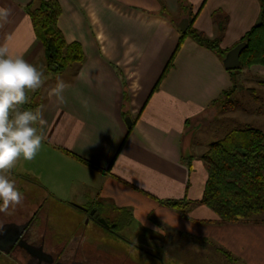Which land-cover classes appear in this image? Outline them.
Here are the masks:
<instances>
[{
    "label": "crops",
    "instance_id": "crops-1",
    "mask_svg": "<svg viewBox=\"0 0 264 264\" xmlns=\"http://www.w3.org/2000/svg\"><path fill=\"white\" fill-rule=\"evenodd\" d=\"M37 1L0 0V7L11 9L0 26V45L44 73L41 88L28 92L37 99L35 109H43L36 125L43 142L36 157L74 171L73 182L92 203L99 201L118 216L126 211L154 230L159 248L176 235L193 236L215 246L221 262L264 264V214L221 223L207 206L190 204L201 198L207 177L200 132L219 120L207 114L224 91L237 90L238 76L264 87V64L229 71L222 63L257 23L260 0H57V26L83 52L80 61L57 73L46 69L43 44L26 10ZM183 17L207 38L219 37L223 53L189 35L181 37L177 23ZM216 17L224 20L222 32ZM58 81L65 84L62 100L52 91ZM256 112L263 117L264 133V112ZM28 171L33 173L31 165ZM61 176L58 182L39 177L38 183L44 192L59 194L66 184ZM175 200L180 208L166 204Z\"/></svg>",
    "mask_w": 264,
    "mask_h": 264
},
{
    "label": "trees",
    "instance_id": "trees-1",
    "mask_svg": "<svg viewBox=\"0 0 264 264\" xmlns=\"http://www.w3.org/2000/svg\"><path fill=\"white\" fill-rule=\"evenodd\" d=\"M183 2L185 0H182ZM259 19L244 35L241 41L247 46L239 55L240 69L254 64H264V0H260ZM33 28L41 40L45 51L47 71L57 73L73 62L83 58V52L78 42H67L57 26L60 6L57 0H38L26 8ZM189 21L192 20L188 12ZM219 31H223L221 18ZM221 23V24H220ZM191 36L198 43L222 54L218 45L219 37L209 39L202 33L187 28L181 37ZM231 90L224 91L223 107H232ZM220 96V97H222ZM220 99V98H219ZM29 110H35L36 104H27ZM26 108V109H27ZM207 177L202 196L199 200L190 202L203 204L213 210L219 217V222L252 221L264 214V133L255 127L233 129L222 138L209 144L201 155ZM85 165L94 169L96 166L86 160ZM167 205L180 208L178 201H168ZM125 212H122V217ZM130 217L129 214H125ZM124 220L127 217H123Z\"/></svg>",
    "mask_w": 264,
    "mask_h": 264
},
{
    "label": "rangeland",
    "instance_id": "rangeland-1",
    "mask_svg": "<svg viewBox=\"0 0 264 264\" xmlns=\"http://www.w3.org/2000/svg\"><path fill=\"white\" fill-rule=\"evenodd\" d=\"M236 84L237 90L232 93V95H230L233 106L224 109L223 103L225 96H222L217 101L218 107L213 108L211 113L207 114L210 118L215 114L216 117L219 115V120L216 119L215 122L211 123V126H203L204 129H202L200 132L199 137V148L201 150H206L210 143L216 141L218 137L224 136L231 129H238L247 126L259 129L263 127L260 126L263 123V117L260 116V114L256 111L264 112V87L260 86L258 82L254 80L249 84H246L241 76L237 77ZM247 86L253 87V90H246L245 88ZM34 96L35 95L29 97L30 101L33 104H37V99L34 100ZM27 104H25L24 107H27ZM228 110H234V112H230ZM225 111L230 113H224ZM233 114H238L241 117L230 119L229 116ZM207 122L210 121L206 120V122L203 123ZM29 165H31L34 174L28 171ZM56 167L58 166L50 164V162L45 157H35L32 163L31 161H26L22 158L18 160L16 166L11 171L10 178L15 181L17 188L23 193L22 203L25 204L23 208L25 211L19 208L20 205L9 208L8 214L0 213V222L5 219H12L17 222L24 220L28 216L26 209L32 210L36 207H40L38 213L40 216H42L41 219L44 218V212L47 211V208H50V217H52V221L55 223V226L57 225L56 220L59 218V220H57L59 228H61L63 225L62 227L69 229V223L76 224L83 220V213L79 209H75L74 205H82L83 203L88 205L89 203L85 201L91 200L90 203H92L94 200H92L90 196H81L82 190L78 188L79 186H76L75 182H73L75 175L74 171L67 172L65 169L61 170V168ZM38 174H40V176H38ZM59 174L62 175L60 183H66L63 187V190H60L61 192H59V194H55V192H52V194L44 192L43 188L38 183L39 177L40 180H43L47 177L50 181L54 180V178H57L56 182H58ZM23 175H27L32 180H23L21 178ZM40 203H43L46 208ZM101 212L104 215H108V218L111 216H118V214L111 213V209L107 208H103ZM120 214L122 215V213ZM125 214L123 217L127 218L125 220L124 218L122 219L125 223L124 226L127 228H125V233L129 236V238H133L135 234L138 237L143 233V242L140 241L139 243L142 242L143 245H145L144 242H155L153 241V239L156 237L154 230L137 224L135 220L131 219ZM5 215L8 216L6 217ZM161 233L162 232L158 231V234H160L159 236H161ZM161 238H163V236H161ZM160 243L155 242V245L157 246V254H155L157 255V259H154L153 257L138 250H129L132 253V256L139 260L140 264H228V262H221L220 259L217 258V248L215 246H213L211 243L202 242L201 239H197L193 236L185 237V240H182L181 236L176 235L173 237L171 244H167L166 242L162 248L158 247V244ZM122 246L124 245L122 244ZM125 247L130 248L126 244ZM15 255L21 258L20 254L16 253ZM159 255L162 256V258H160ZM0 264H22V261L17 263L13 258H11V256H9L8 253H3L0 251Z\"/></svg>",
    "mask_w": 264,
    "mask_h": 264
},
{
    "label": "flooded vegetation",
    "instance_id": "flooded-vegetation-1",
    "mask_svg": "<svg viewBox=\"0 0 264 264\" xmlns=\"http://www.w3.org/2000/svg\"><path fill=\"white\" fill-rule=\"evenodd\" d=\"M24 205L21 203L19 208L24 210ZM74 206L83 213V220L76 224L70 223L69 229L62 227L63 225L58 227L59 218L55 226L47 212H44V218L41 219L42 216L38 213L40 207L26 209L28 216L19 222L12 219L2 220L0 233H6L8 239L16 235L21 239L10 244L9 256L17 263L22 261V264H140L139 260L132 256L129 250L131 249L157 259L155 243L149 241L143 245V233L138 237L135 234L133 238H129L125 233L123 217L119 215L108 218V215L102 214L99 201L91 205ZM8 213L9 211L4 214ZM100 218L104 222L100 221ZM140 241L142 242L139 243ZM25 244L32 247L29 249L32 254L26 251ZM125 244L130 248H126ZM40 249L48 256L39 254ZM16 253L20 254L21 258L15 255Z\"/></svg>",
    "mask_w": 264,
    "mask_h": 264
},
{
    "label": "clouds",
    "instance_id": "clouds-1",
    "mask_svg": "<svg viewBox=\"0 0 264 264\" xmlns=\"http://www.w3.org/2000/svg\"><path fill=\"white\" fill-rule=\"evenodd\" d=\"M10 15L11 9L0 7V26ZM43 76L22 55L13 54L7 44L0 45V213L23 202V193L10 178L17 161L35 159L42 147L43 136L36 125L42 123L43 109L22 106L30 102L28 92L44 84ZM64 88V82L58 81L52 91L62 100Z\"/></svg>",
    "mask_w": 264,
    "mask_h": 264
},
{
    "label": "water",
    "instance_id": "water-1",
    "mask_svg": "<svg viewBox=\"0 0 264 264\" xmlns=\"http://www.w3.org/2000/svg\"><path fill=\"white\" fill-rule=\"evenodd\" d=\"M189 22H188V18L187 17H183L179 20V22L177 23V27L180 30V32L184 33L187 28H188ZM247 46V42L246 41H240L239 43H237L234 47H232L231 49H229L224 57L222 58V63L223 66L226 70L229 71H235L238 70L240 68V61H239V55L241 53V51ZM125 122L127 124V126L130 125V119L129 117H125ZM100 221L104 222V220L102 218L99 219ZM19 235H16L14 238L11 237L10 239L7 238L6 233H0V251L3 253H9L10 247L11 245L17 240L20 241L21 239L18 238ZM19 243V242H18ZM11 244V245H10ZM26 248V251L30 254H32L29 250L32 247L29 244H25L24 246ZM39 254L42 255H47V253H45L43 250H39Z\"/></svg>",
    "mask_w": 264,
    "mask_h": 264
},
{
    "label": "built area",
    "instance_id": "built-area-1",
    "mask_svg": "<svg viewBox=\"0 0 264 264\" xmlns=\"http://www.w3.org/2000/svg\"><path fill=\"white\" fill-rule=\"evenodd\" d=\"M23 109H26V107H24V105L22 106Z\"/></svg>",
    "mask_w": 264,
    "mask_h": 264
}]
</instances>
